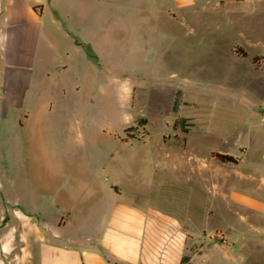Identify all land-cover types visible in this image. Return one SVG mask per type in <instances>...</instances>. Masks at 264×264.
Segmentation results:
<instances>
[{
    "label": "rangeland",
    "instance_id": "374dc122",
    "mask_svg": "<svg viewBox=\"0 0 264 264\" xmlns=\"http://www.w3.org/2000/svg\"><path fill=\"white\" fill-rule=\"evenodd\" d=\"M166 2H91L112 15L110 37L98 22L80 37L49 27L51 108L41 111L32 95L28 105L40 109L32 125H0L6 201L40 209L60 188L87 196V184L108 175L123 199L177 207L188 236L184 263L216 264L220 254L219 264H264V188L214 155L256 152L249 131L260 116L264 58H252L264 55V15L237 18L241 0H203L173 18ZM89 4L73 10L60 0L59 8L83 24ZM80 41L91 46H75ZM7 257L1 253L0 264L20 263Z\"/></svg>",
    "mask_w": 264,
    "mask_h": 264
},
{
    "label": "crops",
    "instance_id": "0c3cea01",
    "mask_svg": "<svg viewBox=\"0 0 264 264\" xmlns=\"http://www.w3.org/2000/svg\"><path fill=\"white\" fill-rule=\"evenodd\" d=\"M79 1L71 0L73 10ZM84 1L91 5L82 15L84 23L78 24L75 11L71 15L60 11V0H0V125L5 121L26 128L32 125L33 115L40 109L50 110L52 101L46 94L45 84L50 76L49 57L56 44L49 27L55 26L62 34L72 29L79 36L84 29L92 30L98 22L101 32L110 37L112 15L97 10L91 3L97 0ZM200 1L203 0H169L166 2L168 15L178 18L179 10ZM261 1L264 0H241L238 7L243 11L241 16L236 14L237 18L263 16L264 6L257 5ZM50 9L53 13L48 17ZM240 31L247 35L245 29ZM240 43L246 46L245 42ZM75 46L91 44L80 41ZM38 82H42L39 87ZM32 95L42 100L40 109L28 105L27 100L34 98ZM256 102L260 116L249 131V146L255 143L256 152L250 157L234 155L237 161L233 163L238 166L241 177L257 180L259 185L254 188L263 189L264 94ZM3 146L0 142V254L18 259V264L192 263L193 257L188 263L183 262L188 236L185 217L177 207H162L145 198L140 202L123 199L124 189L108 175L99 184L88 183L87 196L60 188L55 199L41 210L6 201L2 188L6 173ZM45 177L41 186L48 191ZM38 210L48 213L36 214ZM6 247L10 248L8 254L4 252ZM217 255L216 264H219L223 256Z\"/></svg>",
    "mask_w": 264,
    "mask_h": 264
},
{
    "label": "trees",
    "instance_id": "16d2710c",
    "mask_svg": "<svg viewBox=\"0 0 264 264\" xmlns=\"http://www.w3.org/2000/svg\"><path fill=\"white\" fill-rule=\"evenodd\" d=\"M234 52L237 55L242 56V57H245V56L248 55L247 51L244 50L241 46H235ZM261 58H264V55H255L252 58V62L255 65H257ZM214 155L216 156V158H218V159H220L222 161H228V162H236L237 161V158H235L233 155H230V154H224V153H221V152H215Z\"/></svg>",
    "mask_w": 264,
    "mask_h": 264
}]
</instances>
